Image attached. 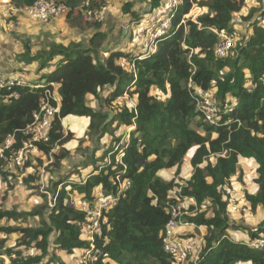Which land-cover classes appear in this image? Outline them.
Returning <instances> with one entry per match:
<instances>
[{
  "label": "trees",
  "instance_id": "obj_1",
  "mask_svg": "<svg viewBox=\"0 0 264 264\" xmlns=\"http://www.w3.org/2000/svg\"><path fill=\"white\" fill-rule=\"evenodd\" d=\"M34 1L11 0L15 7L30 6ZM158 2L150 0L151 9ZM193 2L206 12L196 21L186 19L179 24ZM244 2L184 0L174 17V29L158 41L155 54L142 59L114 51L95 60L92 53L96 49L79 43L67 46L51 43L47 50L38 53H32L25 46L21 54L32 53L31 60L42 57L40 70L58 57L52 69L40 79H44L42 86H50L51 82L58 84L61 118L67 115L88 117V130L98 137L113 134L120 125L132 128L129 140L122 145L121 163L115 162L117 150L108 149L100 159L109 154L110 162L103 167L96 165L83 180L65 178L54 182L52 192H57V197L53 207L45 200L40 207L25 212L0 208V221H23L36 216L40 224L36 227L0 225V234H20L17 246H34L39 250L37 254L24 256L20 250L6 247V238L0 237V254H14L17 258L12 259L11 264H39L50 253L52 243L55 249L67 253L87 246L88 242L81 238L84 213L69 202L67 187L77 191L80 199L91 200L98 187L103 196L114 194L115 180L119 177L127 179L129 186L106 213L108 225L95 237V244L115 264H173L171 256L162 248V238L169 220L167 195L176 183L174 176L164 179L158 173L174 168L175 175H179L180 165L188 157L187 168L191 175L182 185L181 195L195 201L198 212L187 219L205 226L206 234L199 258L184 264H264V247L254 249L243 241L227 237L231 229L243 231L249 239L264 235V219L254 229L236 223L229 217L226 202L230 178L238 171L240 161L248 159L254 162L257 177L255 190L246 192L245 197L252 210L257 207L264 210V25L253 20L249 24L251 31L233 47L228 57L217 58L214 54L218 36L213 30L234 28V16ZM65 3L74 6L76 0H65ZM91 5L94 6L93 2ZM131 6V2H126L123 11L138 20ZM253 11L245 19L249 20ZM99 36L97 32L91 40ZM125 59L129 70L124 68ZM245 70L252 84L250 90L244 85ZM189 79L203 90L214 88L221 109L228 96L237 99L236 106L222 113L218 124L206 122L195 110L194 97L187 86ZM107 88H111L105 98L107 104L125 93L135 97L134 104L122 105L110 120L108 114L94 109L87 100L89 95L99 98ZM43 90L44 87L14 86L11 91H16L17 97H9L10 90H0V146L12 135L15 137L13 147L20 146L26 138L22 129L31 123L33 113L39 109ZM226 120L229 122L225 123ZM193 122L197 127L192 126ZM113 123H117L115 128H112ZM71 139V132L65 134L61 120L55 118L49 130V141L36 145L48 154L54 145L62 146ZM118 140L117 137L115 141ZM67 155L64 148L53 154L54 169L61 167ZM35 178L29 174L22 181L30 183ZM194 208L190 206L191 210ZM208 209L211 215H207ZM53 260L64 264L57 254L51 255L47 264ZM96 264L106 263L99 260Z\"/></svg>",
  "mask_w": 264,
  "mask_h": 264
},
{
  "label": "built area",
  "instance_id": "obj_2",
  "mask_svg": "<svg viewBox=\"0 0 264 264\" xmlns=\"http://www.w3.org/2000/svg\"><path fill=\"white\" fill-rule=\"evenodd\" d=\"M183 4L184 0H159L158 5L149 10L147 15L139 20L131 33L132 42L138 48V52L133 58L142 59L156 53L158 41L174 29V17ZM84 9V15L87 20L93 22H102L104 20V7H93L91 0H87L84 4ZM10 10L27 15L33 22L44 24L52 19L66 15L70 9L62 0H35L30 6L11 7ZM185 15H183L179 24L184 23L186 20L184 18ZM213 31L218 36V41L214 46L215 57H228L236 45L239 32L235 28L230 31ZM131 65L133 66V63ZM24 85H28L32 89L44 87L43 98L39 104V109L33 113L31 123L22 129V133L26 138L21 141L20 146L18 148L13 147L15 143L13 135L9 136L0 146V197L8 188L15 186L16 180L34 173L35 160L39 161L40 158L51 156L50 152L48 155L40 151L36 144L48 142L52 121L55 118L62 119L60 117V98L52 94L53 82L50 83V86L32 84L25 81L21 75L7 74L0 71V90L11 91L14 86ZM244 85L249 90L252 88L249 75L246 77ZM187 86L191 89L194 97L195 110L202 114L203 119L210 124H218L222 120V113L232 111L237 104L235 97L228 96L223 109H221L214 88L203 90L195 85L191 79H189ZM8 96L17 97L18 94L16 91H11ZM228 122L229 120L225 121V123ZM122 145L118 144L115 146L117 150L115 155L116 163H121V158L124 155ZM44 160L43 166L51 162L49 159ZM115 181L117 188L114 194L103 196L100 193L95 194L91 200L81 198L77 201L76 208L84 213V219L81 222V238L87 241L88 245L75 250L73 253L62 251L58 254L64 264H96L99 260L106 264L112 262L103 254L101 248L95 244V237L100 235L104 226L108 225L106 213L116 205L118 198L123 195L129 186L127 179L122 180L116 177ZM175 183L176 185L169 190L167 195L166 212L169 214V220L164 227L162 248L171 256L173 264H184L196 261L199 258V254L205 244L206 227L188 221L187 216L198 212L197 205L192 198L181 195V187L185 180L175 181ZM45 192L46 194L49 193ZM52 195V201L50 200L48 203L50 207L55 204L57 192ZM226 202L231 219H234L235 216H244L251 210L242 190L232 181L228 188ZM190 206H195V208L191 210ZM227 237L243 241L254 249H262L264 247V235H260L255 239L236 237V231L231 229L228 231ZM10 257L13 258L15 255L8 256L9 259ZM39 264H47V261ZM48 264L59 263L53 260Z\"/></svg>",
  "mask_w": 264,
  "mask_h": 264
},
{
  "label": "rangeland",
  "instance_id": "obj_3",
  "mask_svg": "<svg viewBox=\"0 0 264 264\" xmlns=\"http://www.w3.org/2000/svg\"><path fill=\"white\" fill-rule=\"evenodd\" d=\"M7 1L8 0H0V2L8 3ZM62 1L65 2V0ZM86 1L87 0H76V3L73 6V10L71 8L72 6H70L69 12L66 15L62 16V18L66 19L64 20L65 23H71V26L73 28L77 27V31L71 32V30L65 29L64 31L60 30L58 32H54L48 25V23L53 20L44 24L34 22L29 23V25L31 24L33 28L37 27L38 29H40L44 27V31L51 32L46 39H42L39 41H31L28 35L24 33L23 29H21L20 24L15 25L16 23H12V21H14V17H17L16 15H10V12L9 15L1 14L0 53L2 51L3 55H1L0 57H7V59H2L5 60L6 63L0 64L2 66L0 68V71L15 75L18 73V75H21L25 81L35 83L38 79H40L39 76H42L46 73V70H48L46 68H49L50 65L40 70L42 57H39L36 60H31L30 58L32 56V53H38L40 51L47 50L51 43H62L66 46L79 43L83 46H88L89 44L86 41L88 40L89 36L85 33V31L87 29L86 27L91 25H87L85 24V22H87L88 24L91 22L90 20L85 21L86 17L84 15V4ZM92 2L94 4L93 7L98 6L97 0H91V4ZM263 3L264 0H245L244 6L241 8L240 12L234 16V28L239 32V38L236 40V45L241 41L242 37L246 36L251 31V27L249 26L250 22H252L253 20H257L260 24L264 25V15H262L264 12V8L262 9ZM251 10H254L253 16L249 20L245 19V16L248 15ZM70 11L73 12L72 17L75 16L74 18L69 17L68 14L70 13ZM204 12H206L205 8L200 7L196 2H193L191 9L184 16V18L196 21V18ZM16 46L17 48H15ZM25 46H28L32 53L21 54V52L25 51ZM92 55L96 60V57L99 56V53L96 51L93 52ZM123 65L124 68L129 70L130 67L128 66L127 59L123 61ZM10 70L12 71V73H10ZM223 72H226V70ZM248 74L249 73L245 70V79L246 77H248ZM41 80L43 81L39 82V84L44 82V79ZM57 88L58 84H56L55 86L53 85L52 94L58 98ZM153 91L155 94L156 90L154 89ZM110 92L111 88H107L100 93L99 98H95L91 95L87 96L89 105L96 110H100L101 112L108 114L109 120L111 119L113 113L119 110L122 105L130 106L135 102L134 96L125 93L121 97H118L116 100H114L111 104H107L105 102V98ZM71 118L72 116H68L65 118L62 128L65 134H67V132H71L72 139L62 146L54 145L49 153L51 156H48V158H40V162L38 160H35V171L33 173V175L36 176L35 180L30 183H25L22 181V179L16 180L15 186L13 188H8V190L0 197V208L4 210L8 209L15 210L17 212H25L40 207L45 200L48 204L50 200L52 201V184L54 182H58L65 178H68L72 181L83 180L87 177L89 171H91L93 167H95L96 165L103 167L110 162L109 154L105 159H100V156L104 152H106V150H116V145H122L126 140H129L131 128L129 129L124 125L116 127V130L113 134L104 133V135H101L100 137H98L96 134H93L92 132H89L88 127L83 134L81 133L79 135V131H76L79 126L74 125L73 128H70L72 127ZM63 119L64 118H62V122ZM75 120L77 119L75 118ZM80 120H83V125L81 124L82 129V127L85 125L84 117L77 120L75 124H78V121ZM116 125L117 123H113L112 128H115ZM192 126L197 127L195 122L192 123ZM117 137L119 138V140L115 141ZM71 142H73L72 144L74 145L69 147L68 144H70ZM60 148H64L65 150H67L68 155L61 161V167L59 169H54L53 165H51L53 161V154L58 153ZM44 159H49L51 160V162L46 166H43V162L45 161ZM187 160L188 157H185L183 163L180 165L179 175H175L174 168L162 170L158 173V175L164 179H168L174 176L175 181H186V179H183L181 176H188V174L186 175V172L182 173L187 166ZM254 166V162L247 159L245 162H242L238 165V171L234 175L235 181L238 183L237 185L242 190L244 196L246 192L252 193L255 190L254 179L257 177V174L255 173ZM240 171L242 172L241 177ZM57 190L58 187L56 191ZM67 190L69 202H71V204H74L76 207L77 201L80 199L81 195L75 190L71 191L69 187H67ZM45 191L49 193L46 194ZM202 209H204V207H201V210ZM207 215H211L210 209H208ZM263 219L264 210L261 207H258L255 210L251 209L250 214H248L247 216H235V218L231 220L236 223L242 224L243 226L254 229L259 226ZM0 225H8L12 227L32 225L33 227H36L40 224L39 219L36 216H29L23 221L3 219L0 221ZM19 235L20 234L16 232L8 236L0 234V237L6 238V247H12L15 250L18 249L24 256L39 253V250H37L34 246L28 248H25V246H17V238H19ZM49 252L50 253L47 254L43 261H47V259H50L51 255H58L62 251L59 249H55V244L52 243L50 244ZM14 258L16 259L17 257H10L9 259L7 254H0V262L2 261L4 264H10L9 260H12ZM110 264H112V262Z\"/></svg>",
  "mask_w": 264,
  "mask_h": 264
},
{
  "label": "crops",
  "instance_id": "obj_4",
  "mask_svg": "<svg viewBox=\"0 0 264 264\" xmlns=\"http://www.w3.org/2000/svg\"><path fill=\"white\" fill-rule=\"evenodd\" d=\"M128 1L132 3L131 10L134 11L139 16L138 20H135L134 16H132L129 12L123 11V5ZM7 2L8 3L0 2V16H1V14L2 15L3 14L9 15V12H10V15H16L17 17H14V21H12V23L13 24L16 23L15 25L20 24L21 29H23L24 33H26L28 35V37L31 39V41H35V40L39 41L42 39H46L47 36L50 35L51 32L50 31H44V27L38 29L37 27L33 28L31 24L29 25V23H32L33 21H31L27 17V15H25V14H20L17 12L15 13L14 11H11L10 10L11 7H15V6L12 4L11 0H8ZM97 5L98 6H96V7H99V8L104 7L105 8V16H104V20L102 22L90 21L91 23H89V24L87 22H85V24L91 25V26L86 27L87 29L85 31V33L89 36L88 40H91L92 37L94 36V34H96L97 32L100 34V36L94 38L93 41L87 40L86 42H88V44H89L88 46H90V47L92 46L96 49V51L99 53L100 59L105 58L109 53L114 52V51H121L125 54H128L129 57L132 56V58H133L134 55L138 52V48H136V46H134V43L132 42L131 33H132V30H134V28L137 26L139 20L141 18L145 17L147 15L146 12H149V10L151 9L150 0H97ZM71 8L73 10V6ZM71 11L68 14L69 17H72V14H73V12H71ZM74 17H72V18H74ZM52 20L53 21L49 22L48 25H49V27H51V30L54 32H58L60 30L64 31L65 29L71 30V32L77 31V27L73 28L71 26V23L70 24L65 23V21H64V20H66L65 18L58 17V18H55ZM85 21H88V20L85 19ZM34 23H36V22H34ZM90 42H92V43H90ZM15 48H17V46ZM1 55H3L2 51L0 53V56ZM3 58H5V57H0V64L6 63L5 60H2ZM5 59H7V57ZM57 59H58V57H55V59L50 62L49 68H46V69H48V70H46V73L52 69V65L57 61ZM1 67L2 66L0 65V68ZM10 73H12L11 70H10ZM40 77L41 76H39V78ZM41 81H43V80L38 79L35 83H32V84H37V85L43 84L44 82L39 84V82H41ZM29 83H31V82H29ZM53 84H54V86L56 85V83H53ZM68 116H72V118H71L72 127H70V128H73L74 125L79 126V128H77L76 131H79L78 132L79 135L81 133L83 134L89 125V118L85 117V116L67 115V116L63 117L64 118L63 122L61 119L62 127L64 125L65 118ZM82 117H84V124L85 125L81 129V124L83 123V120L78 121V124H75V122H77V120H79V119H82ZM75 118L77 120H75ZM130 128H132V127H129V129ZM125 142H127V140ZM72 143L73 142L68 144L69 147L74 145ZM246 160L247 159H242L240 161V163L245 162ZM185 169L186 170H183V171L186 172V175L188 174V176H181V177L183 179L184 178L188 179L191 175V170H189L187 168V166ZM184 172H182V173H184ZM233 179H234V181H233ZM231 181H232V183L238 184L235 181L234 176H232L230 182ZM100 190H101V188L98 187L96 189L95 193L99 194ZM250 212H251V210H250ZM250 212L248 214H250ZM248 214H246L244 216H247ZM239 217H241V216H239ZM236 237L246 238L245 233H243V231H240V230L236 231ZM112 264H115V263L112 262Z\"/></svg>",
  "mask_w": 264,
  "mask_h": 264
}]
</instances>
